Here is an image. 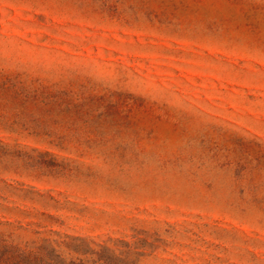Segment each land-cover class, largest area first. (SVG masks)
Instances as JSON below:
<instances>
[{
  "label": "rangeland",
  "instance_id": "obj_1",
  "mask_svg": "<svg viewBox=\"0 0 264 264\" xmlns=\"http://www.w3.org/2000/svg\"><path fill=\"white\" fill-rule=\"evenodd\" d=\"M0 264H264V0H0Z\"/></svg>",
  "mask_w": 264,
  "mask_h": 264
}]
</instances>
